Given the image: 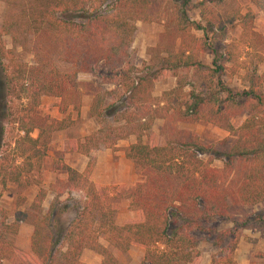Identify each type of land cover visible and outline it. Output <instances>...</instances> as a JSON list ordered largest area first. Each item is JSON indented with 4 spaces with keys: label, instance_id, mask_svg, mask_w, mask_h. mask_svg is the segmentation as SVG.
Segmentation results:
<instances>
[{
    "label": "trees",
    "instance_id": "trees-1",
    "mask_svg": "<svg viewBox=\"0 0 264 264\" xmlns=\"http://www.w3.org/2000/svg\"><path fill=\"white\" fill-rule=\"evenodd\" d=\"M16 1V16L0 25V116L5 119L4 131H15L4 143L0 126V190L7 184L30 187L28 174L45 155L49 133L65 126L63 119L36 114L41 96L66 99V107H73L79 98L80 72L106 88L97 87L91 94L88 116L97 128L64 145L65 152L86 157L83 169L76 171L64 163L56 167L65 175L63 192L67 197L77 192V199L67 198L71 205L51 203L42 211L38 190L24 210L0 208V262L14 256L20 264H81L80 251L87 248L101 257L99 264H118L113 252L139 246L147 264H197L195 233L210 230L208 224L216 217H229L224 182L236 164L243 163L245 170L232 198L243 206L264 203V68L257 72L258 65L264 66V51L234 56L238 43L252 50L256 40L252 14H241L237 0ZM249 2L264 16V0ZM192 10L196 21L186 13ZM162 18L169 41L157 43L135 66L128 54L135 22ZM236 26L238 37L225 42ZM13 28L47 40L54 56L34 50L33 62H22L2 41ZM197 52L210 55L208 66L197 59ZM249 55L256 59L252 67H244L245 87L231 90L222 79L227 64ZM249 61L252 64V58ZM162 76L174 78V85L155 97L151 92ZM236 117L240 120L233 125ZM156 119L171 128L158 133L159 141L150 133ZM196 121L234 135L221 168L211 166L209 157L202 158L210 152L209 145L176 127ZM129 136L134 141L122 148L123 156L141 179L124 195L135 217L116 225L115 193L89 179L94 165L90 153L100 146L115 150L117 142ZM71 210V219L60 223L62 214ZM21 222L32 227L27 252L11 245ZM100 236L111 249L99 242ZM232 237L211 264H238L232 257L237 234ZM221 241L219 237L216 245Z\"/></svg>",
    "mask_w": 264,
    "mask_h": 264
},
{
    "label": "rangeland",
    "instance_id": "rangeland-1",
    "mask_svg": "<svg viewBox=\"0 0 264 264\" xmlns=\"http://www.w3.org/2000/svg\"><path fill=\"white\" fill-rule=\"evenodd\" d=\"M237 6L239 12L244 14L250 12L252 14L251 31L255 34L254 47L252 50L245 48V45L238 43L234 56L244 55V53L251 51L263 52L264 51V16L262 12H259L249 2V0H237ZM18 9V2L16 0H0V25L10 20L13 16H16ZM195 10L192 12H186L190 19L198 20ZM240 29L236 26L227 35L225 42L231 39H236L239 35ZM194 36L200 37V31H192ZM3 44L6 48H10L19 59L27 64L33 62V51L39 50L47 55L53 54V46L45 39H36L34 36H30L29 33H22L20 29L13 28L11 34L4 35L2 37ZM169 34L166 31V21L164 18L155 20L152 22H135V29L132 35V41L129 47L128 54L130 55L131 62L135 66H140L142 61L145 60L148 55L149 49L155 46L159 42H168ZM223 42H219L222 45ZM259 44V45H258ZM261 47V49H260ZM255 51V52H254ZM198 60L204 65L208 66L210 62V55L207 53H194ZM254 55V54H253ZM54 56V54L52 55ZM245 58V59H244ZM239 58L232 63L227 64L229 69L224 72L222 79L227 83L231 90L239 91L246 85L243 79L244 67H252L255 62V57L252 55ZM252 58V64L249 59ZM244 59V60H242ZM250 62V63H249ZM264 66L258 65L257 72H261ZM189 75L187 81H189ZM78 81V101H73L74 105H67L66 99H59L51 96H41L39 98L38 106L35 109L37 115L41 117L48 116L54 119H63L64 128L59 130H53L49 133V140L45 155L42 156L34 165L28 178L31 186L23 189L17 188L13 184H7L3 190H0V208L7 209L9 211H20L26 209L32 202L33 197L38 190L42 192V211L46 210L51 203L60 202V206L63 204L71 205L68 203L69 199H77V192H72L70 196L63 192V182L65 175L63 170L56 168L60 163L66 161L63 156L64 145L67 139L81 138L83 135L91 132L94 128H97V123L92 117L88 116V108L91 103L92 91L97 87L106 88L99 83L98 79L94 76L80 72L77 74ZM174 85V78L168 76L160 77L154 84L151 94L155 97L159 96V93L163 90H167ZM2 74L0 71V106L3 102L2 96ZM76 102V103H75ZM240 118L236 117L232 119L233 125H236ZM0 126L3 131L4 143L10 141L15 134L14 130L6 129L8 131L5 134V119L0 116ZM177 129L194 133L198 136L200 142L210 146V152L202 158L209 157L211 159V166L221 168L224 154L231 147L235 140L234 135L227 133L225 130L205 121H196L192 123L179 122L176 124ZM171 128L163 123L162 120L156 119L153 121L150 128V133L154 135V141H159V132L170 131ZM34 130L31 132V136H34ZM82 134V135H81ZM134 137L129 136L126 139L117 142V148L115 150H108L106 161H103L99 173L93 174L90 171L89 179L98 178V176H113L116 175L118 181L112 187L107 188L111 192L115 193V200L113 205L115 207L114 223L121 225L125 220L135 217V210L130 208L129 200L124 197L128 190L133 185L130 183L131 169L136 176V170H128V165L124 164L122 159V148L133 142ZM103 147H98L92 150L90 158L95 161V151H102ZM125 158V157H124ZM80 159V158H79ZM68 162L74 163L76 166H80L82 160H78L77 156H71ZM86 157H84V161ZM128 160V159H127ZM132 164V163H131ZM115 168V172L109 167ZM245 170L243 163L235 165L232 173L226 174L224 185L228 190L227 206L229 217H216L214 222L208 224L210 230H204L196 232L198 244L196 247L197 254L200 256L197 264H211L212 257H219L223 254V250L229 246L233 240L232 234H237L236 245L233 250V260L235 262H242L244 264H264V203L255 204L253 206H243L235 202L232 198L233 189ZM141 177L139 176V179ZM103 187V186H102ZM113 189V190H112ZM231 194V195H230ZM71 208V207H69ZM72 210L66 211L62 214L60 223H65L71 219ZM12 217H10L11 219ZM32 227L26 223H19L16 234L11 237V245L21 252H27L29 249V238ZM228 233V234H227ZM222 237L220 245H216ZM99 242L106 246L107 249H111L106 242V237L100 236ZM139 246H131L126 252L119 254L113 252V255L117 259L118 264H147L142 261V252L137 254ZM140 255V256H139ZM80 263L81 264H99L101 257L95 254L90 249H83L80 251ZM0 264H20V262L14 256L4 257Z\"/></svg>",
    "mask_w": 264,
    "mask_h": 264
},
{
    "label": "crops",
    "instance_id": "crops-1",
    "mask_svg": "<svg viewBox=\"0 0 264 264\" xmlns=\"http://www.w3.org/2000/svg\"><path fill=\"white\" fill-rule=\"evenodd\" d=\"M95 129L96 128H94L92 131H94ZM94 155H95V161H94V165H93V168L91 170V173L96 174V173H99L103 161H106L107 160V157L110 158L111 156L108 154V149L107 148L106 149H103L102 151L96 150L95 153H94ZM63 156L66 159V161H64V164L67 165V167H69L70 169H74L76 171H81L83 169L84 164L86 162V160L84 161V156L79 155V154H76V153H68V152H65V151L63 153ZM71 156H77V159L78 160H80V161L82 160L80 166H76L73 162L72 163L68 162L67 159L69 157H71ZM121 156H122V159L124 160V164L128 165V170L131 169L132 168V164H131V162L129 160H127L126 158H124L123 152H122V155ZM112 168H113V166L112 167H109V169H112ZM114 170H115V168L112 169L113 172H115ZM130 175H131L130 176V183L128 185H133L135 182H137V181H139L141 179V178L139 179V176H136L133 173V170L132 169H131ZM115 178H116V175L115 174H113V176H108V175L107 176H105V175L100 176L99 175L98 178H92V182L98 184L99 186H103V187L106 186L107 188H109V187H112L113 185H115L118 182ZM129 250L130 249H128V251ZM137 251H138L137 254H140V252H142L139 247H138ZM238 264H244V263L238 262Z\"/></svg>",
    "mask_w": 264,
    "mask_h": 264
}]
</instances>
